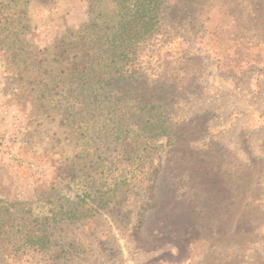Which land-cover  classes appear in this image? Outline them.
I'll return each instance as SVG.
<instances>
[{
	"label": "rangeland",
	"instance_id": "374dc122",
	"mask_svg": "<svg viewBox=\"0 0 264 264\" xmlns=\"http://www.w3.org/2000/svg\"><path fill=\"white\" fill-rule=\"evenodd\" d=\"M255 2H166L112 64L129 85L94 84L87 105L34 111L0 53V264H264ZM27 12L35 54L96 15L88 0H30ZM147 91L154 116L138 104ZM159 114L165 130L151 126Z\"/></svg>",
	"mask_w": 264,
	"mask_h": 264
},
{
	"label": "trees",
	"instance_id": "16d2710c",
	"mask_svg": "<svg viewBox=\"0 0 264 264\" xmlns=\"http://www.w3.org/2000/svg\"><path fill=\"white\" fill-rule=\"evenodd\" d=\"M29 1H0V53L5 56V70L13 94L20 102L41 112L48 107L63 108L65 101L74 104L81 99V103L87 105L89 101L83 92L94 84L100 91L116 85L126 88L129 81L121 74L115 76L111 72L113 62L125 49L131 52L129 45L140 38V33L146 34L152 28V18L157 13L171 10L166 3L171 0H88L90 15H96L77 31H66L54 38L51 44L35 54L29 38ZM255 3L258 17L264 16L263 0ZM96 18L102 19L101 28L88 29L95 28ZM258 21L262 23L259 18ZM155 98L147 91L138 104L148 106ZM156 102L166 104L167 100L158 98ZM108 104L111 105V99ZM151 107L147 112L154 116ZM168 124L161 114L151 121V126L163 130Z\"/></svg>",
	"mask_w": 264,
	"mask_h": 264
}]
</instances>
